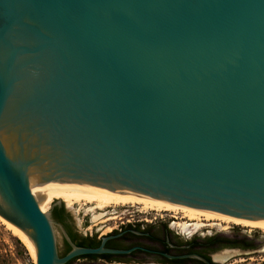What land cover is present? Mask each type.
I'll use <instances>...</instances> for the list:
<instances>
[{"label":"water","instance_id":"obj_1","mask_svg":"<svg viewBox=\"0 0 264 264\" xmlns=\"http://www.w3.org/2000/svg\"><path fill=\"white\" fill-rule=\"evenodd\" d=\"M110 193L264 226V0H0V218L126 253L57 251Z\"/></svg>","mask_w":264,"mask_h":264},{"label":"flooded vegetation","instance_id":"obj_2","mask_svg":"<svg viewBox=\"0 0 264 264\" xmlns=\"http://www.w3.org/2000/svg\"><path fill=\"white\" fill-rule=\"evenodd\" d=\"M54 206L60 205L55 204L52 208ZM167 215L172 218L190 219L187 212ZM197 217L202 220L206 219L200 216ZM155 219V216L150 219L138 217L136 220L133 219L137 224H127L130 223L129 219H126V222L122 220L116 230L98 235L83 233L77 228L69 214L65 216L63 222L55 223L68 236L67 228L75 240H78L81 236L91 237L93 241L88 242V244L93 247L100 245L103 236H108L104 241V247L129 250L126 253H107L109 255L105 257L90 259L91 261L100 259L105 264H223L231 252L224 251L220 253V251L227 249L246 250L251 249L253 245L249 239L250 236L243 238L238 235V231L233 227L223 232L225 231L223 226L215 227V224L220 225L217 222H201L200 224L204 226L202 230L183 232L174 220L158 222ZM240 231L244 230L240 229ZM234 263L233 261L231 264ZM253 264H264V260Z\"/></svg>","mask_w":264,"mask_h":264},{"label":"rangeland","instance_id":"obj_3","mask_svg":"<svg viewBox=\"0 0 264 264\" xmlns=\"http://www.w3.org/2000/svg\"><path fill=\"white\" fill-rule=\"evenodd\" d=\"M70 205L73 216L71 219L75 222L77 228L87 234L92 233L98 235L100 233L106 234L110 230L114 231L117 229L119 222L122 220L125 221L126 219L130 220V223L127 224H137V222L133 221V219L136 220L138 217H146L150 219L155 216V220H158V222H170V220H174L178 223L177 226H179L183 232H191L197 229L202 230L204 226L200 224L201 222H217L220 223V225L215 224V227L223 226V229L225 230L223 232H226L233 227L236 231H238V235H241L243 238L250 236L249 239L253 244L251 249H227L220 251V253L224 251L231 252L230 256L226 257L223 264H231L233 261L235 262L234 264H253L257 261L264 260V227L262 226L246 225L220 218L206 217L205 220L198 217H190V219L172 218L167 214H175V211H178V214H183L185 212L179 209L164 210L163 206L143 202L105 204L94 201L70 203ZM198 216L205 218L203 215ZM155 229L157 230L158 227ZM240 229L244 231H240ZM57 241L61 244V246L57 248V251L60 254L64 251L62 230H60ZM240 259L242 260L240 261ZM12 263L35 264L33 246L29 239L20 236L0 218V264ZM70 264L105 263L100 259L91 261L89 258H77L70 262Z\"/></svg>","mask_w":264,"mask_h":264},{"label":"trees","instance_id":"obj_4","mask_svg":"<svg viewBox=\"0 0 264 264\" xmlns=\"http://www.w3.org/2000/svg\"><path fill=\"white\" fill-rule=\"evenodd\" d=\"M50 211H51L50 212L51 218L54 220V222H57V223L63 222L65 216L68 215V213H67V211H66V209H65V207H64L62 202H61L60 206H54L53 208L51 207ZM66 231H67V234L70 237L71 241L75 245L93 247V246L88 244V242H92L93 241L91 239V237H83V236H81L78 240H75V238L70 234V232L67 230V228H66ZM63 243H64V246L66 247V249L62 253H60L59 255H64L70 249L69 244L67 243V241L64 238H63ZM107 255H109V254H86V255H81V256H77V257H74V258L68 260L65 264H69L70 262H72L73 260H75L77 258L96 259V258H100V257H105Z\"/></svg>","mask_w":264,"mask_h":264},{"label":"bare ground","instance_id":"obj_5","mask_svg":"<svg viewBox=\"0 0 264 264\" xmlns=\"http://www.w3.org/2000/svg\"><path fill=\"white\" fill-rule=\"evenodd\" d=\"M97 202H102V203H105V204H119V203H125V202H143V203H147V204H155V205L163 206L164 207L163 208L164 210H167V209H178V208H176L174 206H171V205H169L167 203H164V202H162L160 200H157V199L152 198V197H149V196L139 197V198H129V197H125V196H122V195L110 193L105 198H103L101 201H97ZM179 210H181V209H179ZM177 212L178 211H175V214ZM188 214H189L190 217H197L198 216L197 214H191V213H188ZM206 217L207 218H214V217L205 216V218ZM235 222H237V221H235ZM237 223H242V222H237ZM243 224H246V225H254V224H248V223H243ZM256 226H259V225H256ZM262 227H264V226H262ZM20 236H23V237L29 239V237L27 236V234H25V232H24L23 235H20ZM33 255H34V258H35V251H34V249H33Z\"/></svg>","mask_w":264,"mask_h":264}]
</instances>
